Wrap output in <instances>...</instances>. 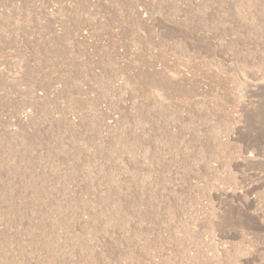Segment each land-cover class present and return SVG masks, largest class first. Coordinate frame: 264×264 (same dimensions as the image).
Returning a JSON list of instances; mask_svg holds the SVG:
<instances>
[{
	"label": "rangeland",
	"instance_id": "374dc122",
	"mask_svg": "<svg viewBox=\"0 0 264 264\" xmlns=\"http://www.w3.org/2000/svg\"><path fill=\"white\" fill-rule=\"evenodd\" d=\"M0 264H264V0H0Z\"/></svg>",
	"mask_w": 264,
	"mask_h": 264
},
{
	"label": "bare ground",
	"instance_id": "6f19581e",
	"mask_svg": "<svg viewBox=\"0 0 264 264\" xmlns=\"http://www.w3.org/2000/svg\"><path fill=\"white\" fill-rule=\"evenodd\" d=\"M5 1V0H4ZM91 68V67H90ZM91 211V210H90ZM66 213V212H65ZM81 215V214H80ZM89 215H90V213H89ZM82 216V215H81ZM78 218V217H77ZM58 219V218H57ZM80 221V220H79ZM76 225V224H75ZM76 233V232H75ZM67 241V240H66ZM69 243V242H68ZM74 247V246H73ZM77 247V246H76ZM78 250H76V252H77ZM74 253V252H73ZM79 254V253H78ZM235 256V255H234Z\"/></svg>",
	"mask_w": 264,
	"mask_h": 264
}]
</instances>
